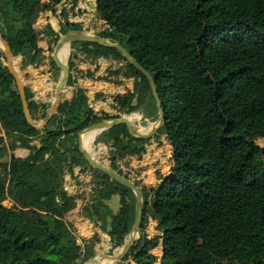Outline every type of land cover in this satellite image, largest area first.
I'll return each instance as SVG.
<instances>
[{"label":"trees","instance_id":"obj_1","mask_svg":"<svg viewBox=\"0 0 264 264\" xmlns=\"http://www.w3.org/2000/svg\"><path fill=\"white\" fill-rule=\"evenodd\" d=\"M61 1L0 0V29L17 57L24 52L30 64H43L45 49L35 24L41 12ZM67 3L59 12L61 32L82 30L83 23L70 18L77 0ZM105 3L108 18L99 32L118 40L153 75L164 108L159 132L173 152L170 172L158 173V184L143 187L142 234L118 264H156L151 250L161 239L166 249L161 264H207L198 256L199 242L212 235L239 264H264V146L259 142L264 139V0ZM46 33L51 51L59 33L50 22ZM70 46L69 85L78 81L74 56L81 51L94 66L100 57L117 62L109 73L132 76L133 87L113 95L116 114L96 111L82 88L39 129L27 121L16 79L0 51V264H85L95 256L90 246L81 250L66 218L85 191L69 193L62 169L50 168L51 158L58 149L60 165L70 164L79 132L92 123L137 109L153 120L159 114L148 78L118 48L83 41ZM49 57L57 78L60 69ZM93 68L82 75L92 76ZM26 95L33 118L41 121L49 102L27 86ZM35 139L40 145L32 143ZM97 142L108 144L118 159L141 153L146 139L117 124ZM17 145L30 154L10 155ZM112 167L117 170L116 162ZM91 173L94 185L83 213L110 235L112 252L133 226L136 195L102 170L91 167ZM115 194L118 210L111 204ZM150 217L159 230L153 236L145 232ZM179 234L182 247L176 245Z\"/></svg>","mask_w":264,"mask_h":264},{"label":"crops","instance_id":"obj_2","mask_svg":"<svg viewBox=\"0 0 264 264\" xmlns=\"http://www.w3.org/2000/svg\"><path fill=\"white\" fill-rule=\"evenodd\" d=\"M93 1L97 3V0H77L76 9L88 10V12L92 14L94 13V7L91 6L90 4ZM66 3L67 0H62L59 4L56 5V8L54 9L53 12L51 9L49 11L41 12V15L38 17L36 21L35 27L37 28V31L40 30L41 35L45 37L43 43L40 42L41 38L39 39V45L44 47L45 55H46L43 64H41L40 66H35L34 64H32L28 68L29 72L26 71L27 69H21L18 67L21 75L23 76L25 85L30 89H32V91L35 93L36 98L43 101H48L49 103L52 100L56 87L54 82L56 81V85H57L59 79L58 77L57 78L55 77L56 76L54 72L55 70L51 69V66H46L47 65L46 60L48 59V53L50 52L49 51L50 43L48 40V36L44 34V29H46V25L50 22L52 27L55 29V31H57L60 20L64 19L63 16L59 15V12H61L60 8L62 7V5H65ZM66 6L69 7L68 4ZM70 18L71 20L74 19L72 17ZM16 58H18V60L21 61V57L16 56ZM98 59H99V63L103 64L101 68L100 67L98 68L97 65L94 66L92 64V61L86 58L85 68H88L89 70L90 67L92 66L94 67L93 69H97V71H94L95 73L92 76L91 75L90 76L84 75L83 77L79 76L78 81L73 85L75 89L77 88L78 84L81 86V89L82 88L86 89L87 94L89 96L90 106L93 107L96 111H100L106 102V99H103V96L101 98H97L99 93L102 92L110 93L112 92V89H115L113 87L114 83L111 82V80L98 77L99 75L102 74L103 71H106V65L109 64L107 58L100 57ZM143 115L144 118L147 119L145 114ZM1 134L4 135L3 133ZM162 137L164 139V137L166 138V135L163 134ZM79 140H81L82 143V139L78 138V146L80 145ZM5 141H7L6 138ZM166 141L167 142L164 141L162 146L164 151L162 150V148H153L152 146L150 148V152L144 154L139 159H134L132 156H130V160L126 162L127 164H129V166L137 165L138 167L137 171L140 173L139 175L141 179V185L147 187L156 185L160 181L158 178V173L165 175L170 172V169L172 167V145L169 143L167 138ZM32 143L36 145H40V139H35ZM100 143H102L103 146H106L107 148L106 150L108 151V148H110L109 145L104 142H100ZM83 149L84 148L80 150V148L78 147L77 149L78 151L75 150L74 159L70 160V164L62 163V165H60L61 151L57 149L55 154L51 158L50 168L57 173L59 172V170L62 169L63 184L65 188L69 190L71 193L85 191V194L82 197L78 198L75 206L71 211H69L66 218L71 222L72 230L79 239V242L81 244V250L84 252L86 250V246H90L91 248L95 249L96 251L95 255H96L100 251V248L105 246V244H103L102 241H106V243H110V248L112 246V242L110 235L106 231H104L99 224L86 217L85 214L83 213V207L89 201L91 187L94 185L92 183L94 179V176L91 173L92 166L89 164L88 161H86L84 157L85 153ZM12 153H14L16 156L27 157L30 154V149L21 145H17L13 150L9 149V154L11 155ZM93 154L97 156V158L99 159L102 158L104 159L103 152L99 150L93 151ZM112 159L114 161L116 160L113 158V155H112ZM156 162L159 164L157 165ZM111 204L115 210H118L120 208L121 202H120L119 194H115L112 197ZM118 222L120 221L117 220L116 222L117 225ZM148 223L150 224L149 227L147 225L145 232L148 233L149 236H153L154 234L159 233V230L156 228L157 221L154 218L150 217ZM124 224H126V222H124L123 225ZM184 244H185L184 236L182 234L177 235L176 245L182 247L184 246ZM223 246L226 247L225 250L230 253V254L228 253L229 255L224 254L225 252L220 253L217 252L219 250L212 249L210 255L202 254L200 257L203 258V260L207 264H230L229 259L231 256V249L226 245ZM164 250L165 247L161 239L159 245L151 250V252L156 257V261H155L156 264H161V257L164 253ZM135 263H136L135 261H132V264Z\"/></svg>","mask_w":264,"mask_h":264},{"label":"water","instance_id":"obj_3","mask_svg":"<svg viewBox=\"0 0 264 264\" xmlns=\"http://www.w3.org/2000/svg\"><path fill=\"white\" fill-rule=\"evenodd\" d=\"M56 5L57 4H54L52 6L51 8L52 12L56 8ZM90 5L94 7L93 18H95L99 14L97 3L93 1ZM61 23L62 20H60L59 27L57 29L59 33V39L55 43L52 52V58L54 60V63L60 69V77L55 87L52 100L48 105L47 113L41 121L34 119L31 114L29 101L26 95V85L17 65L19 64L21 69H28L32 64L29 63L28 56L25 55L24 52L22 54L21 61L16 62L15 57L18 54L12 50L11 44L4 38L0 29V40L3 44L2 51L4 53L3 59L5 60L6 65L8 66L9 70L16 79L18 90L23 103L24 113L29 124L39 129L44 128L49 122V120L52 118V116L58 112L60 105L62 103L67 104L71 100V98L75 94H77V92L81 89V86L79 84L77 85L76 89L74 86L69 85L70 68L62 55V50L65 47H69L72 42L83 41V42H93L103 46L118 48L128 62H130L132 65H134L137 69H139L146 75V77L148 78L151 84L159 112L158 120L155 122V124H153V126H151L150 129L153 132V134L157 132V130L160 127H162L164 123V108L160 100L153 75L143 65H141L118 40L110 37H104L100 34L99 31L97 32L91 31V28H94V25L86 26L82 30L71 29L63 33L60 30ZM20 50L23 51L22 49ZM135 111H140L144 114V111L142 110H138V109L133 110L132 112H126L125 114L119 117L106 118L101 121L92 123L91 125H89L88 127H86L85 129L79 132L80 139L82 134L85 132L94 130L95 133L94 137L88 144L87 143L85 144V142L83 143V141L81 143V140H79L80 145L78 147L80 148V150L84 148L83 149L85 153L84 157L86 161H88L92 167L102 170L103 172L107 173L112 179L131 188L136 195L135 220L132 228L129 230V234L125 243L120 247V249L114 251L113 253L105 252L101 256H98V254H96L88 261H86L85 264H100V261L104 257H107L111 260L110 264H118L128 253L132 245H135L138 242V239L141 237L142 234V222H143V212H144V191L141 188V186L138 185L133 179L119 173L111 166L112 164L111 155L104 148L102 143L97 142L99 135L104 130L117 124H126L131 133H133L136 136H143L140 125L137 124L135 121H133L131 118V113ZM145 136L148 135L146 134ZM95 150H99L103 152L104 159L97 158V156L93 154V151ZM68 192L71 193L69 190Z\"/></svg>","mask_w":264,"mask_h":264},{"label":"rangeland","instance_id":"obj_4","mask_svg":"<svg viewBox=\"0 0 264 264\" xmlns=\"http://www.w3.org/2000/svg\"><path fill=\"white\" fill-rule=\"evenodd\" d=\"M97 4H98L97 8L99 9V14L95 18H93V13L90 14L88 12V10L75 9V11H72L70 13V15L72 16V18H74L73 20L81 21L83 23L84 27L88 26L89 24L91 25L92 22L94 21L96 26L94 28H91V31L97 32L102 28V26H104V24H106V19L108 18V6L106 5L105 0H97ZM43 12H45V11H43ZM38 33H39V35H41L40 30L38 31ZM44 34L47 35L46 29H44ZM40 38H41L40 42L43 43V40L45 39V37L41 35ZM2 47H3V44H2V42H0V51H2ZM53 47H54V45H53ZM71 51H73V48L71 46H69L68 54L65 55V57H64L66 62H68V60H69V54ZM52 52H53V48L48 53V59L46 60V62H47L46 66H51V69H53V68H52V65L50 63L49 54L52 56ZM77 53L78 54L76 56H74V60H75L77 67H78V71H79L78 76L83 77L82 74L88 70V68H85L86 58L82 54L81 51H78ZM15 60H16V62L19 61L18 58H16V57H15ZM108 63L109 64L106 65V71H103L102 74L99 75L98 77L100 78L102 76H108L107 80H111V82L114 83L113 87L115 89H112V92H110V93H107V92L106 93H103V92L99 93L97 98H101L103 96V99H106L105 105H103V108L100 111L106 112V110H107V112H109L111 114H116L117 110L113 107V95L117 94V93H124L128 89H131L133 87L134 78L132 76L126 77L124 74H120L119 76H117L115 74L109 73L111 68L118 67V65H117V62H115L112 59H108ZM17 65L20 68L19 64H17ZM79 65H80V67H79ZM102 65H103L102 63H99V59H97L98 68L99 67L101 68ZM58 79H59V77H58ZM54 83L56 86V81ZM135 113H137L138 116H136ZM123 114H125V113H122L121 115H123ZM131 117H132L133 121L140 124L142 127H147V126L155 123L158 120V117L155 120H150L149 117H147V119H145L144 115L140 111H135V112L131 113ZM160 142H162V141H160ZM259 142H260V144H262L264 146V139L263 138L260 139ZM104 148L107 149L106 146H104ZM108 150H109V148H108ZM7 202H8V200L4 201V203H6V204H7ZM149 224L150 223H148V227H149ZM205 240H208V241H205ZM102 243L105 244V246L100 248V251L98 252V256L103 255L105 252L113 253L114 251H117L121 247V246H118L116 249H114L111 252L110 243H106V241H102ZM223 245H225V244L218 241V239L213 235L212 236H203L199 242L198 256L200 257L202 254L210 255L212 249L219 250L217 252H220V253L225 252L224 254L229 255L230 253L225 250L226 247H224ZM165 251H166V249L164 250V253H165ZM229 262H230V264H239V262L232 255L230 256Z\"/></svg>","mask_w":264,"mask_h":264},{"label":"flooded vegetation","instance_id":"obj_5","mask_svg":"<svg viewBox=\"0 0 264 264\" xmlns=\"http://www.w3.org/2000/svg\"><path fill=\"white\" fill-rule=\"evenodd\" d=\"M91 25H94V27L96 26L95 22L93 21ZM90 26V24H89ZM150 118V117H149ZM150 120H153L152 118H150ZM151 123V122H150ZM138 124V123H137ZM155 124V123H153ZM153 124L147 126V127H142L140 124V127H141V132H142V135L143 136H135L137 138H140V139H146V142L144 143V149L141 151V153H132V154H127L126 156L124 157H120L118 159H116L115 161L112 159V164L111 166H113V163L116 162V165H117V171L131 179H133L138 185L141 186V188L143 189V187H147V186H144V185H141V179H140V173L137 171L138 167L137 165H130L127 164L126 162L130 160V156H132L134 159H139L141 156H143L144 154L150 152V148L153 146V148H162V150L164 151L163 149V143L164 141H166V138L162 137V135L164 133H160V128L157 130V132H155L153 134V132L151 131V126H153ZM148 135V136H145V135ZM162 141V142H160ZM161 150V149H160ZM109 151V154H110V150ZM161 152V151H160ZM111 155V154H110ZM112 157V155H111ZM156 164L158 165L159 163L156 162ZM116 170V169H115ZM133 174V175H132ZM158 184V183H157ZM150 187V186H149Z\"/></svg>","mask_w":264,"mask_h":264},{"label":"bare ground","instance_id":"obj_6","mask_svg":"<svg viewBox=\"0 0 264 264\" xmlns=\"http://www.w3.org/2000/svg\"><path fill=\"white\" fill-rule=\"evenodd\" d=\"M0 42H1V40H0ZM68 51H69V47H65L63 50H62V55H63V57H65V55H67L68 54ZM135 115H138L137 113H135ZM132 118V117H131ZM94 130H91V131H89V132H85V133H83L82 134V136H81V139H82V141H83V143L85 142V144L87 143H89L91 140H92V138L94 137ZM110 262H111V260L109 259V258H107V257H104L101 261H100V264H110Z\"/></svg>","mask_w":264,"mask_h":264},{"label":"built area","instance_id":"obj_7","mask_svg":"<svg viewBox=\"0 0 264 264\" xmlns=\"http://www.w3.org/2000/svg\"><path fill=\"white\" fill-rule=\"evenodd\" d=\"M68 3H66L65 5H67ZM69 5V4H68ZM63 6V5H62Z\"/></svg>","mask_w":264,"mask_h":264}]
</instances>
